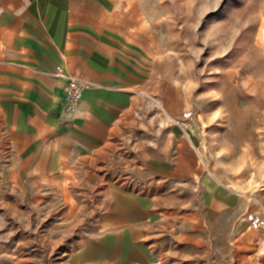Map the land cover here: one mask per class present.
Returning a JSON list of instances; mask_svg holds the SVG:
<instances>
[{
    "label": "rangeland",
    "instance_id": "obj_1",
    "mask_svg": "<svg viewBox=\"0 0 264 264\" xmlns=\"http://www.w3.org/2000/svg\"><path fill=\"white\" fill-rule=\"evenodd\" d=\"M121 1L126 5L123 17L141 20L148 46L153 43L164 55L168 83L144 97L146 122L154 132L148 140L155 146L167 141L154 116L160 112L164 133L168 117L172 155L179 148L177 136L186 143L180 146L173 209L165 234L157 237V264H260L264 0ZM158 92L166 104L153 95ZM126 142L117 144L120 154L113 157L118 182L126 189L163 193L158 178L135 173L145 170L138 168L140 161L122 167L126 163L120 155L141 138ZM19 168L0 119V264H69L72 249L101 232L99 190L46 191L33 201L22 195ZM206 178L238 196L235 207L211 219L202 184Z\"/></svg>",
    "mask_w": 264,
    "mask_h": 264
},
{
    "label": "crops",
    "instance_id": "obj_2",
    "mask_svg": "<svg viewBox=\"0 0 264 264\" xmlns=\"http://www.w3.org/2000/svg\"><path fill=\"white\" fill-rule=\"evenodd\" d=\"M125 7L121 0H0V119L17 152L22 195L39 201L46 191L99 190L104 204L101 232L72 249L69 264L159 263L157 237L173 209L186 143L177 136L172 155L168 117L164 133L160 112L154 116L167 141L148 140L154 132L144 97L166 87V66L162 51L148 46L141 20L123 17ZM71 78L86 85L76 109L67 101ZM153 95L166 104L161 92ZM135 137L141 143L128 144L122 167L140 161L145 170L135 173L158 178L163 193L118 182L117 144ZM202 184L210 219L237 205L235 192L221 191L211 178Z\"/></svg>",
    "mask_w": 264,
    "mask_h": 264
},
{
    "label": "built area",
    "instance_id": "obj_3",
    "mask_svg": "<svg viewBox=\"0 0 264 264\" xmlns=\"http://www.w3.org/2000/svg\"><path fill=\"white\" fill-rule=\"evenodd\" d=\"M67 85V101H69V108L76 109L82 103V92L86 85L82 78H71Z\"/></svg>",
    "mask_w": 264,
    "mask_h": 264
}]
</instances>
